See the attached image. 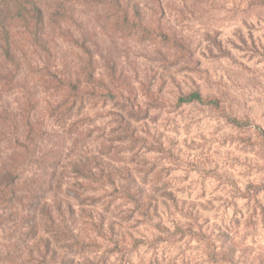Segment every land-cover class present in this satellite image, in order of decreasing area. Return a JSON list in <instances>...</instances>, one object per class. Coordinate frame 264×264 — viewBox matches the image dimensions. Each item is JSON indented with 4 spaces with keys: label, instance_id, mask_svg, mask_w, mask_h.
I'll return each instance as SVG.
<instances>
[{
    "label": "trees",
    "instance_id": "obj_1",
    "mask_svg": "<svg viewBox=\"0 0 264 264\" xmlns=\"http://www.w3.org/2000/svg\"><path fill=\"white\" fill-rule=\"evenodd\" d=\"M50 3L0 0V264H178L174 255L187 241L204 245L214 258L229 257L226 233L207 226L211 208L181 199L145 161H136L137 149L165 152L147 126L151 109L164 107L161 90L154 89L162 78L130 80L120 56L111 54L104 58L106 75L98 74L91 44H80L71 30L73 6L92 3L116 33L158 38L161 44L171 38L177 50V34L160 25L167 15L160 0H56L55 8ZM149 20L158 26L153 29ZM68 37L88 57L77 71L69 52L62 53ZM160 46V63L178 58ZM32 74L47 77L44 85ZM177 75L170 77L173 111L209 108L240 131L255 129L264 148L262 128L227 113L222 98L205 97L195 82L184 88ZM91 101L96 105L87 109ZM108 126L113 128L107 133ZM64 134L68 141H59ZM228 179L235 200L239 188Z\"/></svg>",
    "mask_w": 264,
    "mask_h": 264
},
{
    "label": "rangeland",
    "instance_id": "obj_2",
    "mask_svg": "<svg viewBox=\"0 0 264 264\" xmlns=\"http://www.w3.org/2000/svg\"><path fill=\"white\" fill-rule=\"evenodd\" d=\"M262 1L160 0L167 14L160 25L177 34V50L171 45V38L161 44L158 38L152 41L126 32L116 33L108 17L94 9L92 1L91 5L73 6L75 21L71 30H76L80 44H91L98 74L106 75L104 58L111 54L120 56V69L130 80L147 83L151 76L162 78L163 82L157 80L154 89L161 90L159 97L164 107L151 109L147 126L160 139L165 152L137 149L136 161H145L147 168L160 174V184L168 183V190L181 199L195 202L197 208H211L205 215L209 219L207 226L217 225L227 235L224 252L230 250L229 257L226 254L214 258L204 245L187 241L174 255L178 264H264V148L255 138V129L248 133L240 131L218 112L198 105L173 111L176 90L170 79L178 72L176 82H182L184 88L193 87L195 82L205 97L222 98L227 113L264 130V8L259 7ZM50 2L55 8L56 0ZM149 22L153 29L158 26L155 20ZM64 33L70 34L68 29ZM215 39L219 45L213 44ZM69 40L68 37L61 42L62 53L69 52L77 71L85 66L88 57ZM160 45L164 46V54L177 53L178 58L170 55L166 64L160 63ZM30 79L43 84L47 77L32 74ZM99 104L104 107L102 102ZM93 105L96 102L91 101L87 109ZM141 109L142 114L147 112L146 107ZM106 110L109 112V107ZM108 123L109 119L96 130ZM112 128L108 126L107 133ZM99 134L96 131L95 136ZM63 136L59 141H68L69 136ZM248 136L252 137L250 143L245 140ZM167 152H171L170 160ZM228 176L239 188L235 200L226 184Z\"/></svg>",
    "mask_w": 264,
    "mask_h": 264
}]
</instances>
